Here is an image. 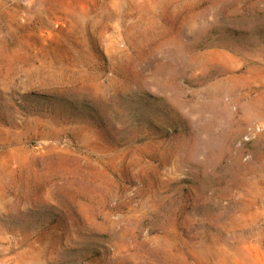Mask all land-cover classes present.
Masks as SVG:
<instances>
[{
    "label": "rangeland",
    "instance_id": "1",
    "mask_svg": "<svg viewBox=\"0 0 264 264\" xmlns=\"http://www.w3.org/2000/svg\"><path fill=\"white\" fill-rule=\"evenodd\" d=\"M0 264H264V0H0Z\"/></svg>",
    "mask_w": 264,
    "mask_h": 264
}]
</instances>
